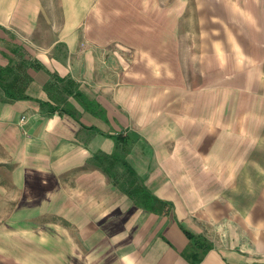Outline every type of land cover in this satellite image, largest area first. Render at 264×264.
Here are the masks:
<instances>
[{"label": "crops", "instance_id": "0c3cea01", "mask_svg": "<svg viewBox=\"0 0 264 264\" xmlns=\"http://www.w3.org/2000/svg\"><path fill=\"white\" fill-rule=\"evenodd\" d=\"M117 132L153 209L105 184ZM262 134L264 0H0V186L77 237L68 264H190L183 229L198 264H264V226L206 166Z\"/></svg>", "mask_w": 264, "mask_h": 264}, {"label": "rangeland", "instance_id": "374dc122", "mask_svg": "<svg viewBox=\"0 0 264 264\" xmlns=\"http://www.w3.org/2000/svg\"><path fill=\"white\" fill-rule=\"evenodd\" d=\"M244 1L245 5L249 2V0ZM189 8L193 10L195 7L190 5ZM239 134H243V131H239ZM114 136L116 139L125 138L129 144L132 142V137L127 133L117 132ZM120 147L121 145L118 144L117 152L121 153L119 160L123 155V148ZM215 149V153L218 151L220 158L224 153L229 155L228 152L233 151H229L230 147L224 145ZM95 161L94 157L93 162ZM98 161L100 165H108V172H102L105 175L107 187L114 191L125 190L131 197V192L140 183L132 175H126L113 155L103 156ZM207 164L216 166V175L227 184L228 192L230 191L224 194V197L235 202L237 212L241 216L248 217L249 221L264 226V134L254 137L249 159L236 158L234 161L229 159L206 163V166ZM0 170L4 169L0 168ZM3 188L0 186V264H68L69 251L77 249L74 245V242L78 244L77 237H63L55 232L52 226L40 224L47 220L38 222L41 218L29 217L28 213L36 211L18 209L17 206L25 204L23 201L26 200L20 199L21 195L14 191L5 193ZM29 200L35 201L32 191L27 198V201ZM28 221L32 222L27 223ZM48 221L54 222L52 217ZM191 245L189 241L182 257L184 253L192 251ZM184 259L187 261L186 258Z\"/></svg>", "mask_w": 264, "mask_h": 264}, {"label": "trees", "instance_id": "16d2710c", "mask_svg": "<svg viewBox=\"0 0 264 264\" xmlns=\"http://www.w3.org/2000/svg\"><path fill=\"white\" fill-rule=\"evenodd\" d=\"M121 138L122 137H120V139ZM121 142H123V144L125 145V146H123V150L124 149L126 150V147H127L126 145L129 144L128 141L125 138H122ZM119 156H117V154H115V153L113 155V157L115 158L116 161H121V160H119V158H120ZM130 172H132V171L130 170ZM130 196L138 199V201H140L142 203V205H144V207H146L148 209L155 208V206L157 205V202H158L154 196L148 194L146 191L141 189V187L139 190H135V191L131 192ZM183 232L186 235V237L188 238V240L192 243V245H191L192 251H190L187 254L184 253L183 257L186 258L190 264H198L202 260L206 251L209 249V245L202 237H196L195 235H193L192 233H190L186 229H183Z\"/></svg>", "mask_w": 264, "mask_h": 264}, {"label": "built area", "instance_id": "2783aa9c", "mask_svg": "<svg viewBox=\"0 0 264 264\" xmlns=\"http://www.w3.org/2000/svg\"><path fill=\"white\" fill-rule=\"evenodd\" d=\"M21 120H23V117L21 118Z\"/></svg>", "mask_w": 264, "mask_h": 264}]
</instances>
